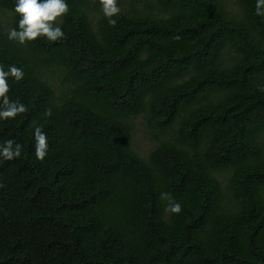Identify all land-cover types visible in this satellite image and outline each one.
<instances>
[{
  "label": "trees",
  "instance_id": "obj_1",
  "mask_svg": "<svg viewBox=\"0 0 264 264\" xmlns=\"http://www.w3.org/2000/svg\"><path fill=\"white\" fill-rule=\"evenodd\" d=\"M67 3L59 41L20 44L0 24V65L24 71L9 96L27 109L0 121V142L23 146L0 157V264H264L256 0H118L115 26L99 0ZM14 5L0 0L9 30ZM140 117L157 141L147 157Z\"/></svg>",
  "mask_w": 264,
  "mask_h": 264
},
{
  "label": "clouds",
  "instance_id": "obj_2",
  "mask_svg": "<svg viewBox=\"0 0 264 264\" xmlns=\"http://www.w3.org/2000/svg\"><path fill=\"white\" fill-rule=\"evenodd\" d=\"M103 15L109 25L115 26L118 22L121 8L118 0H99ZM14 12L17 14V27L8 32V39L20 44L46 38L48 41H59L65 37L60 24L62 18L69 12L67 0H15ZM256 15L264 17V0H256ZM22 80L24 71L16 65H8L7 70L0 65V121L15 119L18 114L27 111L26 106L9 96L10 86L8 78ZM49 109L46 115H50ZM34 149L37 159L43 161L48 154V137L40 127L34 129ZM22 145L14 139H5L0 142V157L4 160H13L21 156ZM4 185L0 182V188ZM161 199L167 201L165 211L179 214L182 211L181 203L175 200L168 192H162Z\"/></svg>",
  "mask_w": 264,
  "mask_h": 264
},
{
  "label": "rangeland",
  "instance_id": "obj_3",
  "mask_svg": "<svg viewBox=\"0 0 264 264\" xmlns=\"http://www.w3.org/2000/svg\"><path fill=\"white\" fill-rule=\"evenodd\" d=\"M234 4L230 1V5ZM11 13L0 10V24L9 31L8 22H10ZM133 148L142 157H147L149 152L155 147L157 141L154 133L146 126L145 120L140 117L134 120Z\"/></svg>",
  "mask_w": 264,
  "mask_h": 264
}]
</instances>
